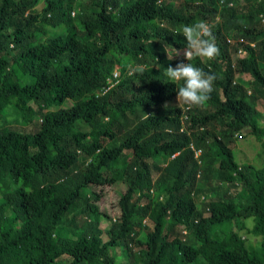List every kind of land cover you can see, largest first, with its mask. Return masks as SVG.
<instances>
[{
  "label": "trees",
  "instance_id": "1",
  "mask_svg": "<svg viewBox=\"0 0 264 264\" xmlns=\"http://www.w3.org/2000/svg\"><path fill=\"white\" fill-rule=\"evenodd\" d=\"M240 1L0 0V112L36 125L0 127V264H264V165L229 148L242 131L264 148V0ZM199 20L220 54L189 61L217 77L190 108L165 69Z\"/></svg>",
  "mask_w": 264,
  "mask_h": 264
},
{
  "label": "clouds",
  "instance_id": "2",
  "mask_svg": "<svg viewBox=\"0 0 264 264\" xmlns=\"http://www.w3.org/2000/svg\"><path fill=\"white\" fill-rule=\"evenodd\" d=\"M73 10H77V8L73 6ZM190 13H192V11H190ZM213 27L212 24L205 20H199L193 24L184 25L182 27V35L188 47L179 51L173 50L175 55L184 61L177 63L174 67L170 65L165 69V74L170 81L183 82L182 86L177 90L176 99L181 100L190 108L205 104L211 98V93L214 91V81L217 79L215 73L205 72L202 68L194 66L189 62L194 58V55L199 56L200 60L205 63V61L209 62L210 60H214L220 54V49L213 33ZM227 42L230 47L234 45L237 46L233 40L229 39ZM239 43H243V41L240 40ZM238 47L239 49L231 55L232 62H234L235 59H242L246 54L240 46ZM172 58L173 56L171 59ZM203 58H206V60ZM206 65L209 69L208 64ZM141 71H143V68ZM116 77L117 75L114 71L113 78ZM110 86H112V84H110ZM235 137L240 139L241 135L236 133ZM77 153L80 156L82 155L80 151H77ZM88 160H90V158H87V161ZM144 223L151 228L152 225L148 219H145ZM182 227L184 228V226L178 227L181 233Z\"/></svg>",
  "mask_w": 264,
  "mask_h": 264
},
{
  "label": "rangeland",
  "instance_id": "3",
  "mask_svg": "<svg viewBox=\"0 0 264 264\" xmlns=\"http://www.w3.org/2000/svg\"><path fill=\"white\" fill-rule=\"evenodd\" d=\"M237 1L241 3L240 0H237ZM73 6L77 7L78 9V6L76 3L73 4ZM41 7H42V4H39L37 8H41ZM10 70L12 72V78L8 79L7 83H11L13 79L15 80V78H18L20 76L18 68L16 67L15 64L10 65ZM238 78L245 80L248 77L244 75H239ZM60 105H61L60 101L55 102V106H60ZM257 110L259 111L258 119L263 122L264 119L262 118H263L264 107L261 105V103L257 105ZM1 126H4L6 128L8 127L10 129L17 130L23 133L34 132L36 130L35 123L29 126L24 125L22 121L19 119V117H17L14 110H11V108H7L5 111L0 112V127ZM239 133L243 135V138L240 137V139L238 138L233 139L229 143V148L232 151L235 161L238 162L239 164H242L244 162H249L253 166L258 167V168L263 166L264 165V148L262 144L258 142L255 138L247 136L246 131H242ZM262 142H264V140ZM156 161L158 162L159 166H162L164 164V160L160 158H158ZM153 177H155V175H153ZM117 189L124 190V185L120 184L119 186H117ZM91 191L94 192V189L93 188L86 189L85 193L89 194V192ZM242 194L244 195L245 193L242 192ZM114 198L115 197L113 196V194L110 193L106 198V202L107 201L111 202L114 200ZM205 214L207 215V212H205ZM113 222H111V226H110V221L101 219L99 227L102 231L103 240L110 239L115 235L116 233L115 230H117V227L114 226ZM246 222H247L246 226L249 227L250 225L249 221L247 220ZM108 227H109V230H108L109 232L106 233L105 230H107ZM242 235H244V237L246 238V242L248 245L256 246L258 244V240H257L258 238L253 239V237L251 238L245 234H242ZM172 239L177 242L178 241H184L186 243L191 242V238L188 237L187 235H183L180 232L178 227H176L174 234L172 235ZM113 253H115V256H116V264H121L125 262L124 253H122V250L120 248L114 249Z\"/></svg>",
  "mask_w": 264,
  "mask_h": 264
},
{
  "label": "built area",
  "instance_id": "4",
  "mask_svg": "<svg viewBox=\"0 0 264 264\" xmlns=\"http://www.w3.org/2000/svg\"><path fill=\"white\" fill-rule=\"evenodd\" d=\"M182 234H185V230H184V228L182 227Z\"/></svg>",
  "mask_w": 264,
  "mask_h": 264
}]
</instances>
